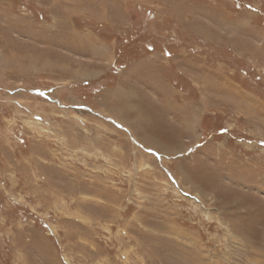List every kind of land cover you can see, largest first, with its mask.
<instances>
[{
  "label": "rangeland",
  "instance_id": "rangeland-1",
  "mask_svg": "<svg viewBox=\"0 0 264 264\" xmlns=\"http://www.w3.org/2000/svg\"><path fill=\"white\" fill-rule=\"evenodd\" d=\"M0 264H264V0H0Z\"/></svg>",
  "mask_w": 264,
  "mask_h": 264
}]
</instances>
